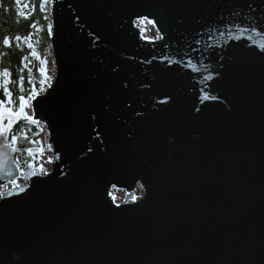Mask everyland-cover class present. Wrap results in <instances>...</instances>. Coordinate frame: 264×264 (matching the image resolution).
I'll return each mask as SVG.
<instances>
[{
  "label": "water",
  "instance_id": "water-1",
  "mask_svg": "<svg viewBox=\"0 0 264 264\" xmlns=\"http://www.w3.org/2000/svg\"><path fill=\"white\" fill-rule=\"evenodd\" d=\"M50 12L55 73L31 111L53 158L21 171L0 148V264H264V0Z\"/></svg>",
  "mask_w": 264,
  "mask_h": 264
},
{
  "label": "trees",
  "instance_id": "trees-1",
  "mask_svg": "<svg viewBox=\"0 0 264 264\" xmlns=\"http://www.w3.org/2000/svg\"><path fill=\"white\" fill-rule=\"evenodd\" d=\"M41 3L42 0H20L19 4H17V0H0V68H8L13 81H18L19 76L24 75L23 90L25 95L33 87L38 93L40 88L47 85L53 78L48 66V59L51 56V35H49L47 30L48 24L51 23V0L45 5L44 11L40 10L39 5ZM24 4H28L29 7L22 8ZM21 10L31 13L30 18L23 19L20 17L18 13ZM45 16L47 19H45ZM17 35L21 37L30 35L31 40L27 42L23 39L16 41L14 37ZM5 36L12 38L11 47L3 45L2 41ZM28 42L33 44L35 51L39 54V58L31 55V50L27 48ZM24 57H27V60H24ZM41 60L46 61V64H41ZM25 64L27 68H24ZM40 67L46 68L47 77H49L43 85L40 83L44 79L39 72ZM21 68H24L23 72L20 71ZM28 68L32 70L31 81L28 79ZM9 87L14 97H18L21 94V89L18 86L10 84ZM0 98H3L2 90H0ZM37 129V123L33 124L25 120H20L16 123L8 137V141L11 142L13 134L18 136L16 153H22V149L25 151L26 148L34 146V140L26 134V131L29 130L35 133ZM28 160H31V158ZM19 165L23 166V162H20Z\"/></svg>",
  "mask_w": 264,
  "mask_h": 264
},
{
  "label": "snow or ice",
  "instance_id": "snow-or-ice-1",
  "mask_svg": "<svg viewBox=\"0 0 264 264\" xmlns=\"http://www.w3.org/2000/svg\"><path fill=\"white\" fill-rule=\"evenodd\" d=\"M49 2H50V0H42V3L39 5L40 10L44 11L45 5ZM19 3H20V0H17V4H19ZM27 7H29L28 4H24L22 6V8H27ZM18 15L20 17H22L23 19H29L31 13H27V12L21 10V11H19ZM45 19H47L46 16H45ZM145 22L150 23V24H154V21L148 20L147 17L140 18L141 24H143ZM47 30H48L49 35H51V32H52L51 23L48 24ZM243 31H247V29H244ZM253 31H255V29H253ZM220 34L224 35L223 32H221ZM261 35L264 36V33H261ZM160 38H162V37H160ZM11 39L12 38L5 36L3 38V41H2L3 45L7 46V47H11ZM14 39L16 41H20L21 39H23L27 42V41L31 40V36L29 35L27 37H21V36L17 35L14 37ZM209 39H211V37H209ZM197 43H199V41H197ZM257 43L259 44V47L261 49H264V40L259 41ZM27 48L31 50V55L33 57L39 58V54L35 51L32 43L28 42ZM24 60H27V57H24ZM176 63H182V61H176ZM41 64H46V61L41 60ZM24 68H27L26 64L24 65ZM24 68H21L20 71L23 72ZM27 71L29 73L28 79H29V81H31L32 70L30 68H28ZM39 72L44 77V79H42L40 81L41 85H43L46 82V80L49 79V77H47V72H46L45 67H40ZM207 79H212V76L209 75L207 77ZM24 80H25L24 75H20L18 81H13V80H11L10 70L6 67L0 68V90H2V93H3V98H0V136L6 137L7 133H9L12 130L13 125L20 120L29 121L33 124L38 123V121L35 120L34 117L26 111V109L31 106V101L33 99H35V97H36V95H38V93L36 92L35 88L33 87L29 91V93L27 95H25L24 90H23ZM10 84H13L14 86H18L21 89V94L18 97L13 96V92L9 87ZM204 99L205 100L217 99V97L209 96L208 94H205ZM161 103H167V99H165L164 101H161ZM197 110H199V109H197ZM5 120L7 121V123H5ZM17 142H18V136L13 134L11 136V142L0 145V148H9L12 151H16L17 150L16 149ZM25 151L31 157L33 155L34 149L29 147V148H26ZM35 151L43 152V149L37 148V149H35ZM89 151H91V149H89ZM16 164H17V168H19L20 167L19 162H16ZM28 167L33 168V165L31 163H29ZM21 171H23V170L21 169ZM45 174H47V173L45 172ZM25 175H29V176L35 175V171H32L31 173H26ZM12 185L14 188L18 189L19 192L25 191V189L23 187H20V185L16 181H12ZM8 195H12V193L9 192ZM132 199L136 200L137 198L135 196H133Z\"/></svg>",
  "mask_w": 264,
  "mask_h": 264
},
{
  "label": "rangeland",
  "instance_id": "rangeland-1",
  "mask_svg": "<svg viewBox=\"0 0 264 264\" xmlns=\"http://www.w3.org/2000/svg\"><path fill=\"white\" fill-rule=\"evenodd\" d=\"M139 24L140 26H142L143 37L148 38V39H154L157 37V32L152 24L147 23V22L143 24L141 23ZM48 66L51 70L52 76L54 77L55 66H54V62L52 59V55L48 59ZM50 82L47 85L41 87L38 93L39 94L42 93L45 90V88L50 84ZM26 111L31 115L32 114L31 106L28 107ZM37 126H38V129L35 133H32L28 130L26 131V134L29 135L32 138V140H34L35 146L42 147L43 152L40 154H33L30 157L28 153L24 151V149H22V153L21 152L17 153L15 155V158L17 162L19 163L23 162V166H20L21 169H24L29 163H31L34 167H38L41 173H45L51 167V160L53 158L52 149L50 145H48V131L46 130L45 125L38 122ZM29 158H31V160H28ZM14 181H16L19 185L24 184L23 177L21 174H19L18 177ZM12 186H13L12 182H10L5 185L4 190L10 189ZM142 191L143 189L141 186H136L132 192H125L122 189L113 188L110 192V195L115 201V203L119 204L125 200L135 201L132 199L133 196L139 199L142 195Z\"/></svg>",
  "mask_w": 264,
  "mask_h": 264
},
{
  "label": "flooded vegetation",
  "instance_id": "flooded-vegetation-1",
  "mask_svg": "<svg viewBox=\"0 0 264 264\" xmlns=\"http://www.w3.org/2000/svg\"><path fill=\"white\" fill-rule=\"evenodd\" d=\"M136 201V200H135Z\"/></svg>",
  "mask_w": 264,
  "mask_h": 264
}]
</instances>
